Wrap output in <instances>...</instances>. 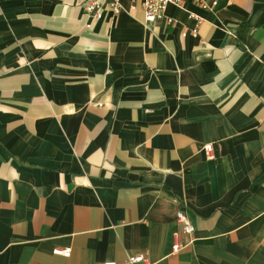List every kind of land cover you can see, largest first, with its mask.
<instances>
[{"label": "crops", "instance_id": "1", "mask_svg": "<svg viewBox=\"0 0 264 264\" xmlns=\"http://www.w3.org/2000/svg\"><path fill=\"white\" fill-rule=\"evenodd\" d=\"M87 1L0 0V264H264V0Z\"/></svg>", "mask_w": 264, "mask_h": 264}, {"label": "built area", "instance_id": "2", "mask_svg": "<svg viewBox=\"0 0 264 264\" xmlns=\"http://www.w3.org/2000/svg\"><path fill=\"white\" fill-rule=\"evenodd\" d=\"M102 1V0H101ZM108 2V4L112 8L113 13H118L120 9V0H103V3ZM184 0H141L142 2V7L144 11V19L147 24H151L157 19H160L163 17L164 14V9L167 4H174L176 6H181ZM194 3L198 4L201 8L204 9H211L213 8L216 4V0H192ZM83 10L85 13L99 19L102 17V3L100 0H89L86 2V4L83 7ZM193 33H196V28L192 29ZM205 150L207 153H210L211 151V146L206 145L204 146ZM176 219L177 221L182 223L181 229L182 231L188 235L191 236L193 231H194V226L193 224L187 219L186 215L184 212L178 210L176 212ZM191 239H189L190 241ZM189 243V242H187ZM183 246V244H180L176 242L173 245V251L172 252H178L179 249ZM71 252L70 247H65V248H56L53 250L54 254H59L63 256H69ZM128 261L130 263H143V264H150L145 262V257L141 253L137 254H130L128 255ZM103 264H115L112 261H107L104 262Z\"/></svg>", "mask_w": 264, "mask_h": 264}]
</instances>
